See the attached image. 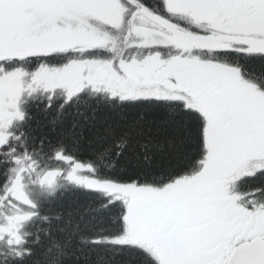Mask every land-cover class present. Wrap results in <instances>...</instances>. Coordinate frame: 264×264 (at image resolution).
<instances>
[{"label": "snow or ice", "instance_id": "6c2138e0", "mask_svg": "<svg viewBox=\"0 0 264 264\" xmlns=\"http://www.w3.org/2000/svg\"><path fill=\"white\" fill-rule=\"evenodd\" d=\"M0 264H264V0H0Z\"/></svg>", "mask_w": 264, "mask_h": 264}]
</instances>
